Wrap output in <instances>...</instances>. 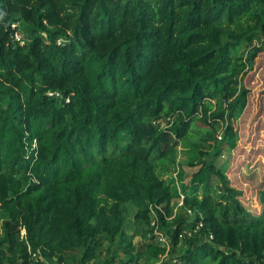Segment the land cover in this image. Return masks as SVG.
<instances>
[{
	"label": "trees",
	"instance_id": "obj_1",
	"mask_svg": "<svg viewBox=\"0 0 264 264\" xmlns=\"http://www.w3.org/2000/svg\"><path fill=\"white\" fill-rule=\"evenodd\" d=\"M259 35L264 0H0V264H92L105 241L102 264H264V189L253 216L214 160L236 148L227 122ZM196 129L212 160L183 186L185 231L168 222L181 198L157 163L177 167ZM151 204L163 207L155 227ZM130 207L143 246L127 233Z\"/></svg>",
	"mask_w": 264,
	"mask_h": 264
},
{
	"label": "rangeland",
	"instance_id": "obj_2",
	"mask_svg": "<svg viewBox=\"0 0 264 264\" xmlns=\"http://www.w3.org/2000/svg\"><path fill=\"white\" fill-rule=\"evenodd\" d=\"M263 39L264 35H259L256 41L261 45ZM238 91H240L239 96H242L245 92L244 96L241 97L242 104L239 105L242 107V111L236 119L229 120L228 118L227 122L234 126L237 134L236 148L231 152L227 151L220 159L214 160L217 161L216 164L219 167L224 168L228 186L236 190L238 193L236 198L243 208L253 216H260L263 212L260 193L264 189V50L258 54L253 67H250L241 79ZM213 105L225 109L226 116L231 114V109L227 106V102H224L223 97H219L215 103L213 102ZM170 121L172 122L173 119L165 116L162 128L168 126ZM225 127L226 125H223L222 129ZM222 129H220L217 136L224 135ZM199 144V135L196 129L190 136L180 142V146L177 148V167L176 165L173 167L172 164H166L165 160L157 163L162 179L171 187L176 198L178 196L181 198V195L184 196L183 186L189 185L193 175L205 163H210L212 160L208 155L200 152L201 147ZM204 146L207 147L208 143H204ZM172 209L171 219L168 222L175 227L177 222L174 223V221L181 217L178 220L182 219L184 221L185 231H188L193 220V216H190L192 213L188 212L190 209L184 207L181 203H176ZM129 212L130 223L128 224L127 233L136 235L134 240L136 246H143L145 244L143 234L146 225L135 219L133 208L130 207ZM1 224L2 217L0 216V233ZM109 247V242L105 241L97 259L92 264H102L109 255ZM183 248V243L177 247V255L183 252ZM116 258L115 264H125L127 259L122 254L116 255ZM156 262V259L147 261L143 256L139 264H155Z\"/></svg>",
	"mask_w": 264,
	"mask_h": 264
},
{
	"label": "built area",
	"instance_id": "obj_3",
	"mask_svg": "<svg viewBox=\"0 0 264 264\" xmlns=\"http://www.w3.org/2000/svg\"><path fill=\"white\" fill-rule=\"evenodd\" d=\"M12 27L14 29V35H13L14 41L19 42L21 45L24 46L27 41H26V39L24 37V34H23L22 30L20 29L21 24L18 23V22H15V23L12 24ZM62 41H63L62 39L59 40V43H62ZM255 44L257 46H260V44H258L257 41H255ZM50 95H54V93H50ZM172 122L170 121V123H172ZM218 138L221 139L222 136L219 135ZM183 200H184V196L181 195L180 203L182 205H183ZM162 208H163L162 206H157V205H153V204L150 205V214L152 215V218H153V221L151 223L152 227H155V225H156L157 211L158 210L162 211ZM188 212L190 214L192 213L191 210H188ZM22 235H25L24 231H23ZM155 235L158 237L157 241L161 244V246L165 247L167 249V251H169V249H171V241L168 238V236L165 235L162 232H157L156 230H155ZM34 257L36 258V260H41L42 259V255H41L40 251L38 253L34 254ZM164 257H166V255ZM164 257L161 258V261L163 260Z\"/></svg>",
	"mask_w": 264,
	"mask_h": 264
}]
</instances>
